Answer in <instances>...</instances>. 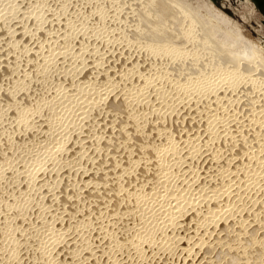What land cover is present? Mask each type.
<instances>
[{"label":"bare ground","instance_id":"1","mask_svg":"<svg viewBox=\"0 0 264 264\" xmlns=\"http://www.w3.org/2000/svg\"><path fill=\"white\" fill-rule=\"evenodd\" d=\"M235 30L0 0V264H264V45Z\"/></svg>","mask_w":264,"mask_h":264},{"label":"rangeland","instance_id":"2","mask_svg":"<svg viewBox=\"0 0 264 264\" xmlns=\"http://www.w3.org/2000/svg\"><path fill=\"white\" fill-rule=\"evenodd\" d=\"M210 1H212L221 11H223V13L233 20L236 25L235 31L237 32L235 33L237 41L238 39L241 41L242 38L247 37L261 45H264V16L255 6L253 0ZM237 45L244 44L238 43Z\"/></svg>","mask_w":264,"mask_h":264},{"label":"flooded vegetation","instance_id":"3","mask_svg":"<svg viewBox=\"0 0 264 264\" xmlns=\"http://www.w3.org/2000/svg\"><path fill=\"white\" fill-rule=\"evenodd\" d=\"M253 2L264 16V0H253Z\"/></svg>","mask_w":264,"mask_h":264}]
</instances>
